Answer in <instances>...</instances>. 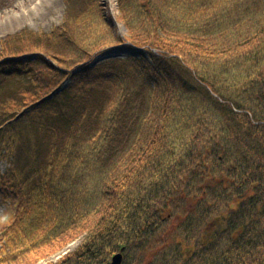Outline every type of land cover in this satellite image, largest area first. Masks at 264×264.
<instances>
[{
	"label": "trees",
	"instance_id": "obj_1",
	"mask_svg": "<svg viewBox=\"0 0 264 264\" xmlns=\"http://www.w3.org/2000/svg\"><path fill=\"white\" fill-rule=\"evenodd\" d=\"M121 19L146 57L91 64L122 42L100 11L54 38L59 66L0 50V140L43 137L10 154L25 197L0 264L85 232L48 264H264V0H129Z\"/></svg>",
	"mask_w": 264,
	"mask_h": 264
},
{
	"label": "rangeland",
	"instance_id": "obj_2",
	"mask_svg": "<svg viewBox=\"0 0 264 264\" xmlns=\"http://www.w3.org/2000/svg\"><path fill=\"white\" fill-rule=\"evenodd\" d=\"M128 3L129 0H0L1 54L3 56L15 55L9 53L17 52V50L30 52L22 54L21 57L39 58L40 56L59 66L56 39L64 35L63 26L66 25L68 28L71 22L70 31H74L77 27L76 22H78L80 18V13L82 16H85L94 11H100L104 21L112 25L114 35L117 39H123V41L127 40L131 37V33L121 18L123 8H126ZM65 16L67 19H65ZM55 32H57V34H55ZM51 34L53 36H49ZM43 36L47 38H45L42 46L34 43L37 38H43ZM72 37L73 35H68L67 39L71 40ZM24 41L28 43L23 45V47H19V49L15 48L16 42L22 44ZM99 46L103 47L107 45ZM126 53L144 56L143 50L129 49L109 51L107 55L122 56ZM97 54L98 53L93 54L89 61L93 60ZM52 55L57 57L53 58ZM6 90L7 89L4 87L2 92H6ZM5 94L11 96L10 92ZM34 96L37 97V95ZM19 99L22 100V98ZM12 107L13 106H10V108ZM11 115L12 114H9V116ZM4 137L7 138L8 141L13 137L15 142L13 143L10 141V143L17 149L35 150L43 143L42 134L24 125H21L17 131H7ZM6 151L8 150L0 144V229L4 226L2 224L6 222V217H8L7 214L11 210L12 205L8 203L14 200L21 202L25 197V192L22 187H13L12 193H8L10 200H5L7 196L5 195L4 187L10 184V180L4 172L6 168L10 166ZM7 154L9 155V153ZM85 233L77 235L53 253L39 258L34 264H48L59 260L63 254L74 250L78 245L84 242L86 237ZM1 249H3V242L0 240V252Z\"/></svg>",
	"mask_w": 264,
	"mask_h": 264
},
{
	"label": "water",
	"instance_id": "obj_3",
	"mask_svg": "<svg viewBox=\"0 0 264 264\" xmlns=\"http://www.w3.org/2000/svg\"><path fill=\"white\" fill-rule=\"evenodd\" d=\"M121 261H122L121 253H117L112 257L110 264H121Z\"/></svg>",
	"mask_w": 264,
	"mask_h": 264
},
{
	"label": "bare ground",
	"instance_id": "obj_4",
	"mask_svg": "<svg viewBox=\"0 0 264 264\" xmlns=\"http://www.w3.org/2000/svg\"><path fill=\"white\" fill-rule=\"evenodd\" d=\"M53 5H55V4H53Z\"/></svg>",
	"mask_w": 264,
	"mask_h": 264
}]
</instances>
